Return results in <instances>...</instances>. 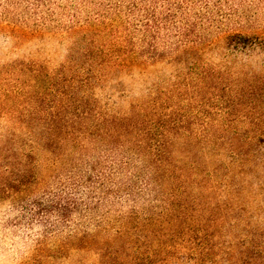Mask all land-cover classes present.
I'll use <instances>...</instances> for the list:
<instances>
[{"label":"rangeland","instance_id":"374dc122","mask_svg":"<svg viewBox=\"0 0 264 264\" xmlns=\"http://www.w3.org/2000/svg\"><path fill=\"white\" fill-rule=\"evenodd\" d=\"M0 264H264V0H0Z\"/></svg>","mask_w":264,"mask_h":264}]
</instances>
